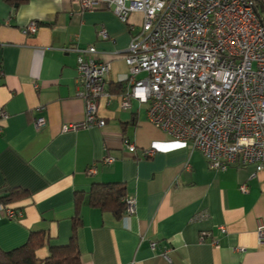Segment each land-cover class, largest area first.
I'll return each mask as SVG.
<instances>
[{"label":"crops","instance_id":"obj_1","mask_svg":"<svg viewBox=\"0 0 264 264\" xmlns=\"http://www.w3.org/2000/svg\"><path fill=\"white\" fill-rule=\"evenodd\" d=\"M20 1L15 9L0 0V107L9 114L0 120V198L13 191L27 196L15 203L22 218L0 221V249L13 251L31 233L44 232L48 244L37 255L46 259L50 247L69 244L82 198L76 230L81 264H264L258 237L264 172L253 177V167L211 170L190 143L151 124L146 105L133 101L130 109L121 108L129 80L124 57L133 36L128 25L105 7L84 12L77 0ZM32 21L36 33L25 34ZM130 22L139 26L143 18L135 13ZM102 28L109 40L100 38ZM90 46L111 64L107 90L114 99L110 105L99 101L106 126L64 132L86 119L76 50ZM39 117L47 125L38 130ZM126 140L136 145L135 153ZM144 149L156 153L144 158ZM107 157L115 162L105 164ZM93 165L96 172L89 175ZM94 184H122L126 197L137 199L136 215L118 218L92 208Z\"/></svg>","mask_w":264,"mask_h":264},{"label":"built area","instance_id":"obj_2","mask_svg":"<svg viewBox=\"0 0 264 264\" xmlns=\"http://www.w3.org/2000/svg\"><path fill=\"white\" fill-rule=\"evenodd\" d=\"M77 4L84 12L112 10L133 34L124 57L129 80L120 97L122 109H130L133 101L146 105L149 122L171 139L190 143L211 170L253 167V177L264 172V15L256 13L254 0H77ZM135 13L143 18L139 26L130 22ZM37 29L38 23L32 21L24 33L35 34ZM99 36L109 40L105 28ZM76 51L78 95L85 102L86 119L65 126L64 132L105 127L99 101L110 105L114 99L107 90L111 64L98 57L94 46ZM8 118L0 107V120ZM34 124L39 130L47 122L39 117ZM125 144L131 153L137 151L135 144L127 140ZM155 153L144 149L142 155L151 158ZM114 162L112 157L104 159L107 165ZM95 172L93 165L88 174ZM241 190L248 192L246 186ZM126 206L124 218L130 219L137 213V199L127 197ZM22 217V210L0 204V221ZM221 231L226 233L225 228ZM207 236L203 233L201 240ZM258 237L264 241L263 225Z\"/></svg>","mask_w":264,"mask_h":264},{"label":"trees","instance_id":"obj_3","mask_svg":"<svg viewBox=\"0 0 264 264\" xmlns=\"http://www.w3.org/2000/svg\"><path fill=\"white\" fill-rule=\"evenodd\" d=\"M9 2L15 9L21 4L20 0H5ZM256 4L255 11L258 15H264V1L254 0ZM119 90L123 89V85L118 86ZM127 91L123 89L121 96ZM27 194L22 191H13L5 197L0 198V204L18 209L15 203L26 198ZM126 190L122 184H94L89 204L92 208L101 211H111L118 218H122L126 213ZM82 198H78L76 216L74 218V231L70 242L66 246L50 247L49 256L41 260L37 253L46 248L48 237L44 232L31 233L28 241L10 252H4L0 249V264H81V255L76 236V230L81 225L82 220L80 211L82 208Z\"/></svg>","mask_w":264,"mask_h":264}]
</instances>
